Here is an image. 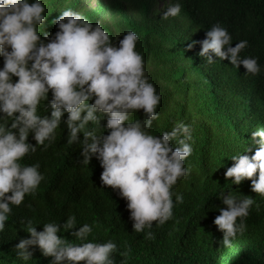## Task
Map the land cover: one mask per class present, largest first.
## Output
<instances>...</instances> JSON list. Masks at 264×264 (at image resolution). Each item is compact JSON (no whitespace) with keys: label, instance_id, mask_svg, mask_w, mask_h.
<instances>
[{"label":"trees","instance_id":"16d2710c","mask_svg":"<svg viewBox=\"0 0 264 264\" xmlns=\"http://www.w3.org/2000/svg\"><path fill=\"white\" fill-rule=\"evenodd\" d=\"M167 2L45 0L46 20L38 26V34L42 30L53 33L56 29L50 20L66 8L81 12L93 24L99 21L116 44L128 30L137 34L136 50L147 62L151 82L161 95L156 109L159 120L153 122L151 133L162 135L179 122L192 129L193 151L187 163L194 174L176 189L174 218L135 232L126 201L118 190L103 186L98 160L93 157L89 164L82 163L81 145L68 142L65 113L56 140L22 158L25 164L39 163L44 179L35 194L12 206L5 230L0 232V264H51L53 258L45 257L38 246L30 247L33 255L29 260L17 257L14 247L21 239L30 238L25 228L28 219L41 231L44 223L62 225L69 215L76 217L74 228L58 235L78 243L70 233L85 223L93 225L89 240L102 243L111 239L116 243L113 264H264V194L254 190L250 179L235 185L226 178L227 169L235 163L231 159L234 155H255L253 133L264 128V0H180L181 15L165 18L177 0ZM161 3L165 5L161 7ZM216 23L227 28L233 46L248 41L241 55L259 58V75H247L243 65L236 68L230 59L223 61L218 56L216 63H208L200 55L202 43L189 48L192 41L206 39L207 29ZM50 111L47 102L38 108L40 115H50ZM143 118V109L131 117ZM106 119L100 121L98 134ZM78 138L82 140L83 133H78ZM27 142L36 144L31 133ZM248 147L251 152H246ZM233 190L255 198L256 204L245 218L247 230L225 248L220 246L223 234L216 220L222 209L229 207L221 195ZM179 194L185 196L183 203Z\"/></svg>","mask_w":264,"mask_h":264},{"label":"clouds","instance_id":"9594fccd","mask_svg":"<svg viewBox=\"0 0 264 264\" xmlns=\"http://www.w3.org/2000/svg\"><path fill=\"white\" fill-rule=\"evenodd\" d=\"M46 7L45 0H0V232L12 206L35 194L44 179L39 163L25 164L22 158L56 140L65 113L68 142L81 145L82 163L89 164L93 157L98 160L103 186L118 190L126 201L134 231L150 230L155 222L167 223L175 216L177 187L194 174L187 163L193 151L191 126L179 122L162 135L151 133L153 122L159 120L156 109L161 95L151 82L147 62L136 50L134 31H126L116 44L99 21L93 24L81 12L66 8L50 20L56 29L53 33L38 34ZM182 11L183 4L177 0L165 18L178 17ZM232 40L227 28L216 23L207 29L206 39L192 41L189 48L202 43L200 55L208 63H216L218 56L230 59L236 68L243 65L247 75H259V58L241 55L248 41L233 46ZM42 102L48 103L50 115L38 113ZM140 109L144 118L132 120ZM105 116L106 125L98 134ZM30 133L35 145L27 142ZM78 133H83L82 140ZM251 143L257 146L255 155H234L226 178L235 185L250 179L254 190L264 194V128L254 131ZM251 151L248 147L246 152ZM237 193L221 195L229 207L222 209L216 225L223 234L220 246L225 248L247 230L245 218L256 204L255 198ZM184 200L179 194V202ZM75 224L76 217L69 215L62 225L48 222L37 231L28 219L25 228L30 238L15 245V255L29 260L30 247L38 246L45 257L53 258L51 264H113L116 243L89 240L93 225L85 223L70 233L78 243L58 235Z\"/></svg>","mask_w":264,"mask_h":264}]
</instances>
